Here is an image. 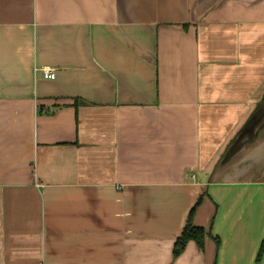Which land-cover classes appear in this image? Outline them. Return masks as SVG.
<instances>
[{
	"label": "crops",
	"instance_id": "obj_1",
	"mask_svg": "<svg viewBox=\"0 0 264 264\" xmlns=\"http://www.w3.org/2000/svg\"><path fill=\"white\" fill-rule=\"evenodd\" d=\"M0 264H264V0H0Z\"/></svg>",
	"mask_w": 264,
	"mask_h": 264
},
{
	"label": "trees",
	"instance_id": "obj_2",
	"mask_svg": "<svg viewBox=\"0 0 264 264\" xmlns=\"http://www.w3.org/2000/svg\"><path fill=\"white\" fill-rule=\"evenodd\" d=\"M205 230L200 226L194 225L188 220L181 235L177 238L174 245V255L180 254L186 247L188 241L195 240L202 247L204 245Z\"/></svg>",
	"mask_w": 264,
	"mask_h": 264
},
{
	"label": "built area",
	"instance_id": "obj_3",
	"mask_svg": "<svg viewBox=\"0 0 264 264\" xmlns=\"http://www.w3.org/2000/svg\"><path fill=\"white\" fill-rule=\"evenodd\" d=\"M44 75H45V77H55L56 76V71L55 70H53V69H45L44 70Z\"/></svg>",
	"mask_w": 264,
	"mask_h": 264
}]
</instances>
